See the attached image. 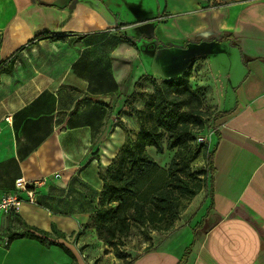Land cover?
I'll return each instance as SVG.
<instances>
[{"label": "crops", "instance_id": "obj_1", "mask_svg": "<svg viewBox=\"0 0 264 264\" xmlns=\"http://www.w3.org/2000/svg\"><path fill=\"white\" fill-rule=\"evenodd\" d=\"M152 8V29L140 37L126 33L140 22L135 15L148 16ZM158 9L156 0H0V63L17 58L14 71L0 75V200L18 178H46L36 202L0 212V249L9 264L128 262L90 223L104 189L101 173L125 145V128L140 130L125 100L153 76L146 68L132 74L130 66L155 57L150 47L157 52L158 40H207L214 47L164 78L182 76L192 65V78L201 73V85L212 86L220 113L211 131L212 181L189 201L172 232L154 230L143 250L131 258L123 251L126 259L264 264V0H162ZM98 46L106 69L94 56ZM105 97L109 104L100 100ZM39 230L49 233L47 243L29 237L3 243L12 232ZM51 241L74 254L96 249L80 263ZM58 249L61 259L54 256Z\"/></svg>", "mask_w": 264, "mask_h": 264}, {"label": "trees", "instance_id": "obj_2", "mask_svg": "<svg viewBox=\"0 0 264 264\" xmlns=\"http://www.w3.org/2000/svg\"><path fill=\"white\" fill-rule=\"evenodd\" d=\"M16 59L13 57L5 64L0 63V75L13 72ZM191 75L192 65L182 76L176 78H145L153 89L149 107L152 109L149 116L151 122L147 125V115L141 110L138 112L141 120L142 115L145 117L141 121L142 127L136 132L132 146L126 145L125 142L117 158L108 166L106 173H101L104 189L101 192L99 208L91 216L93 224L90 225L97 229L100 238L111 247L119 246L116 241L119 237L127 235L133 224L152 226L154 230H160V225L170 215L174 217L180 215L179 206L183 203V199L190 201L206 186V178L193 180L182 174L189 166L180 158L181 149L187 146L191 137L195 139L194 127L198 125L199 129H202L207 122L204 112L200 110L202 105L200 93L188 85ZM199 88L200 91L204 89L203 86ZM185 104H189L188 110L182 111ZM219 115L220 113H215L212 125ZM165 133L169 136L168 148H178L167 169L160 168L147 151V147L153 146L158 152H163L162 139ZM126 141L130 144L129 134ZM214 149L207 152L210 183ZM158 173H161L162 177L158 178ZM115 203L117 205L113 206ZM187 205L184 204L182 209L185 210ZM126 206L130 207V211H127ZM39 231V233L12 232L10 240L29 237L47 243L49 233L45 230ZM53 232L60 237L65 236L56 226L53 227ZM49 244L59 245L67 253L72 254L64 243L51 241ZM114 252L118 257L126 259L128 256L123 251L119 252L115 249ZM132 262L133 260L126 264Z\"/></svg>", "mask_w": 264, "mask_h": 264}, {"label": "rangeland", "instance_id": "obj_3", "mask_svg": "<svg viewBox=\"0 0 264 264\" xmlns=\"http://www.w3.org/2000/svg\"><path fill=\"white\" fill-rule=\"evenodd\" d=\"M157 5L159 6V12L162 9V0H156ZM176 5H178L179 8L182 6L178 2ZM186 8V6H185ZM155 9V8H154ZM147 14V13H146ZM175 14H173L172 17H174ZM134 17H139L140 22L132 24L130 27L132 29H128L126 33L128 34H133V35H142V31L144 28L151 27V29L154 26V17H155V12L153 11V8L151 9L150 12H148V16H137L135 15ZM200 19L205 20L206 15L199 16ZM214 26H217V21L214 20L212 22ZM136 33V34H135ZM199 38H202V34H199ZM181 44V47L178 46H167L163 47L158 45V51L155 52V47L151 46L150 47V52H152L153 57L152 59H146L143 61L142 64H139L138 62H135L134 67L130 68L132 69V74H138L141 71H144V68H146L153 77H159L160 79H164L165 77H169L173 74H176L178 71H180L188 62H191L195 60L197 56H195L196 53L198 52H203L208 51L209 49H214L209 48V43L207 40H202L201 42H192V41H187L184 43H177ZM212 44V43H211ZM215 44V43H213ZM187 45H189L188 48ZM203 55V54H202ZM94 56L99 64L98 67L102 69H106L108 66V62L106 61V56L104 54V49L102 47L98 46L94 49ZM202 62V61H201ZM200 64V63H199ZM190 65V64H189ZM198 67V66H197ZM188 67L186 68V70ZM224 69V68H223ZM201 70V69H200ZM231 69L228 67L226 71H230ZM202 74L205 75V72ZM193 72L191 75V78L188 81V85L190 88L197 90L200 93V96L202 98V105H201V111L204 112L205 120H207L205 127L202 129H199V126L196 125L193 129V133L195 135V139H190L189 143L187 146L183 147L181 149L182 156H180L181 159L185 160L186 164H188V168L185 169V171L182 173L184 176H187L191 179H196V178H206V186L204 189L208 188L210 185V172H209V167H208V161H207V152L213 148V141H211V131H212V120L213 116L215 115L216 112V106H217V100L215 97H213L212 90L209 91L208 87H212L211 85H201V80H202V75L201 73L198 74V77H194ZM228 83L229 77H226ZM199 86H203L204 89L200 91ZM153 89L149 87L147 80H143L138 82L133 91L127 92V100L126 106L128 109H125V112L130 113L132 117L136 118L137 123L139 124V127H142L141 121L144 120V115L141 117L143 118L142 120L138 117V115L141 112L143 114H146L148 117V123L147 125L151 122L150 113L152 112V109L149 108L150 104L152 102V93ZM189 104H185L182 108V111H187L188 110ZM129 125V123H127ZM137 124V126H138ZM132 128V127H131ZM131 128H125L126 129V137L127 134L130 135V145L132 146L133 141L136 138V131ZM130 130V131H129ZM168 139L169 136L167 133L164 134L163 136V145H164V150L163 152H158L156 149H153L151 152V156L156 160L160 168H165L167 169L170 165L171 160L177 153L178 148L170 149L168 148ZM206 171L208 174H206ZM156 172V171H155ZM159 175V176H158ZM158 178L162 177L161 173H158ZM160 182V181H159ZM203 189V190H204ZM189 201L186 199H183V203L179 206V211L181 212L178 217H174L170 215L168 219L160 225V230H157L160 234H166L168 232H172L175 229V226H177L178 219H181V214H183V205L188 204ZM117 205V203L113 204V206ZM127 211H130V207L126 206ZM95 214V213H94ZM199 220V219H198ZM168 223V224H167ZM93 224V221L91 222ZM154 229L152 226H142L140 224H133L132 229L127 235H123L119 237V239L116 241L119 243V246H112L113 251L118 250L119 252L125 251L129 252V257L131 258L133 255L137 254L139 251L144 249V246L148 245L150 243V238L151 234L153 233ZM73 245L70 246L73 248ZM7 247V246H6ZM111 247V246H110ZM8 248V247H7ZM96 246L92 245L88 250H86L82 254L81 249L78 250L76 254L72 252V254H69L70 260H73L75 255L76 258L80 263H83L85 259L88 261L90 260V257H92V253L95 251ZM62 250V249H61ZM73 251V250H72ZM59 252V253H58ZM61 252V253H60ZM63 250L62 251H57V253H54V256L56 258L61 259L63 256ZM4 249H0V264H9V261L6 257H4ZM103 252H101V255ZM47 259L50 260V254L46 255ZM101 257V256H100ZM6 258V261H5ZM85 258V259H84ZM75 260V259H74ZM85 260V261H86ZM102 261V260H100ZM129 261V259H125L124 262ZM76 262V261H75Z\"/></svg>", "mask_w": 264, "mask_h": 264}, {"label": "built area", "instance_id": "obj_4", "mask_svg": "<svg viewBox=\"0 0 264 264\" xmlns=\"http://www.w3.org/2000/svg\"><path fill=\"white\" fill-rule=\"evenodd\" d=\"M8 119V118H7ZM46 178L26 179L18 178L15 182V189L6 193L0 200V212H17L24 202L34 203L37 201L36 188L39 187ZM10 239H3L5 245L9 244Z\"/></svg>", "mask_w": 264, "mask_h": 264}, {"label": "water", "instance_id": "obj_5", "mask_svg": "<svg viewBox=\"0 0 264 264\" xmlns=\"http://www.w3.org/2000/svg\"><path fill=\"white\" fill-rule=\"evenodd\" d=\"M190 41H192V42H196V41H193V40H190ZM158 42L159 43H161L162 45H165V46H167V45H169V46H178V47H181L182 45L181 44H177V43H175V42H171V43H169V44H167L165 41H161V40H158ZM102 102H104V103H110V98H107V97H105V98H101L100 99Z\"/></svg>", "mask_w": 264, "mask_h": 264}]
</instances>
